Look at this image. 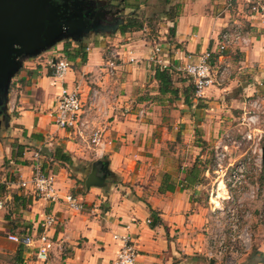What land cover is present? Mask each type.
Returning a JSON list of instances; mask_svg holds the SVG:
<instances>
[{
    "label": "crops",
    "instance_id": "obj_1",
    "mask_svg": "<svg viewBox=\"0 0 264 264\" xmlns=\"http://www.w3.org/2000/svg\"><path fill=\"white\" fill-rule=\"evenodd\" d=\"M255 2L172 0L171 5H178L177 15L163 20L156 39L145 36L148 28L117 29L84 37L85 60L67 58L64 42H60L41 54L48 58L38 55L23 61L8 92V112L16 115H11L16 129L22 131L21 138L27 141L23 143L39 148L63 146L73 166L56 167L52 172L59 195L56 201L35 194L29 185H20L32 175V153L24 151L26 147L11 172L1 176L0 183L7 188L4 197L10 204L0 209V264H111L120 246L114 234H130L136 240V264H180L181 255L191 260L207 256L201 251H206V243L196 230L207 223L209 212L199 196L203 177L216 172L210 167L201 169L196 162L201 181L188 183L184 178L196 157L189 162L187 153L190 147L198 148L195 137L202 131L204 141L222 142L218 134L232 123L217 112H228L234 101L239 109L246 108V101L261 106L264 14L251 9ZM171 27L174 34L167 40ZM232 27L238 28L246 41L216 52L219 34ZM76 47L72 42L70 49ZM204 51L219 54L215 62L222 74L202 97L193 95L191 102L185 103L182 90L188 82L183 81L178 67L188 56L196 58ZM61 56L71 67L58 81L53 77L52 58ZM109 59L114 61L112 74L106 69ZM157 60L170 69L175 86L180 88L176 97L159 94L152 71ZM61 86L76 89L84 104L94 98L99 120L107 125L111 140L102 158H95L75 134L56 127L55 102ZM97 160L108 161L106 186L86 188L80 180L85 181ZM12 194L26 197L25 206L19 200L12 202ZM67 194L81 201L83 208H68ZM151 209L157 211L161 224L150 225ZM46 215H53L55 223L46 231L50 246L43 257L38 256V238ZM8 234H29L33 242L16 243Z\"/></svg>",
    "mask_w": 264,
    "mask_h": 264
},
{
    "label": "rangeland",
    "instance_id": "obj_2",
    "mask_svg": "<svg viewBox=\"0 0 264 264\" xmlns=\"http://www.w3.org/2000/svg\"><path fill=\"white\" fill-rule=\"evenodd\" d=\"M134 2L132 0L131 3H128V0H126L125 7L126 5H130V7L125 8V20L132 12H135L137 16H139L140 11H144L147 15L153 14L157 16L164 8L160 0H138V2H136L137 8L132 7L134 6ZM155 18L157 19V17ZM160 18L161 20L159 22L156 21L154 23L152 31L156 38L159 36L158 31L159 29L161 30V25L164 23V18L162 16ZM93 37L94 36H87L86 38ZM166 39L169 40L168 32L166 33ZM42 55H39L41 59L49 57V55L45 57ZM260 96L261 95L256 96L254 99ZM251 98L248 100H251ZM259 100L261 106L257 105V109L254 105L251 106V102L248 103L249 101H246L247 105L245 109H239L237 105H235L237 102L234 101L233 106L228 107V112L225 110L217 112V115L221 116V118L226 117L227 121L225 122H229L230 120L232 123V127L231 124H227L225 129L218 134V137H222V140L226 141L228 145L225 158L222 162L223 165L227 166L228 163L233 164L236 160L244 159L246 156H248L250 160L246 165L243 181H241L240 184L228 188L230 198L223 200L220 208L214 207V205L216 206L218 204V198L215 199L214 196H212L209 200L211 189L216 186L220 179L219 174L214 173L212 174L213 176L208 178L203 177L202 184H204V187L201 188V195L199 197L201 205L207 207L209 213L207 214V223L198 228L196 232L201 233L202 236L200 235V237L203 238L202 242L206 243L204 247L206 251H201L206 252L207 256L198 257L197 260H191L190 256L181 255L180 264H208V259L210 258L208 255L209 252L217 254L221 250L222 253L216 260L217 264H264V217H262L264 216V170L262 167L263 161L261 159L262 151L260 150V154L258 151L252 153L253 148L251 140L248 141L241 135L243 130L246 132L248 131V128L244 124L246 118L256 116L257 121L252 123L253 125H251V127L256 128H253V132L258 136L260 135L258 146L261 148L264 146V98L263 100L259 98ZM9 126L10 127L3 128V121L1 120L0 132L3 136L0 137V178L2 175H8L12 168H14L15 162L13 157H11L13 144L22 140L21 144H24L23 146L26 147L24 151L26 150L30 152V154L34 151L38 150L41 152L42 150L39 147H35L33 143H23L27 141H23L24 139L21 138L22 131L16 129L17 125L13 118L10 119ZM14 132L16 133L14 134ZM202 134H196L195 143H197L198 148L190 147L187 156L190 154L189 162L196 157L195 161L199 164L201 169L210 167L214 170L217 168V156L222 152L220 148L221 142L216 145V143H214L216 141L215 139L204 141L201 139ZM225 134L230 136L231 142L227 140ZM232 141H235V143ZM15 149L16 148H14V150ZM200 155L201 157H199ZM28 156L30 155L28 154ZM81 177L84 179L83 176ZM220 196L221 194H219V197ZM231 209L232 211L234 210L233 213L237 221H235L234 216L233 219L231 218ZM231 222H235V225L237 224L238 232L236 235L241 236L239 240H231L229 233L234 234L237 231V228H234L233 231Z\"/></svg>",
    "mask_w": 264,
    "mask_h": 264
},
{
    "label": "built area",
    "instance_id": "obj_3",
    "mask_svg": "<svg viewBox=\"0 0 264 264\" xmlns=\"http://www.w3.org/2000/svg\"><path fill=\"white\" fill-rule=\"evenodd\" d=\"M251 9L254 12H260L264 14V2L257 0L255 4L251 6ZM245 37L241 34L238 28L225 29L219 34V40L217 42L216 52H223L227 47L231 45H236L239 43H244ZM155 51H159V48H156ZM212 51H204L196 58L188 56L185 63L182 66L178 67V70L186 75L194 86V97L200 98L203 96L204 91L210 86H214L219 82L218 76L222 74L221 70L217 66L216 62H212L213 54ZM49 63L51 61L49 60ZM158 64H161L165 67V63L161 60H157ZM54 67V78L58 81H61L64 78L65 73L70 69V62L63 56L59 57ZM107 73L112 74L114 71V61L109 59L106 61ZM218 74V75H217ZM53 83H56L53 82ZM56 108H55V118L54 123L57 128L68 130L75 134L78 139L83 140L88 147L92 150L95 158H102L106 153V148L110 145L111 140L108 138L107 125L99 120L101 115L98 112L97 105H95L94 98L88 104H84L81 101V96L76 89L68 88L67 86H61V89L56 97ZM255 106L257 109L256 102H253L251 106ZM257 121L256 116H250L244 121L248 131L244 132L243 138L252 142V153L260 154L261 147L258 146V136L253 132L254 127L252 123ZM254 128V129H253ZM227 140L231 142L230 136L227 135ZM235 143V141H232ZM50 143H48V146ZM220 148L222 152L217 156V168L215 172L219 174L218 183L214 188L211 189L209 194V200L212 196L218 198V204L214 207L220 208L222 206L223 200L230 198L228 194V188L233 187L236 184H240L243 181L246 171V165L250 158L246 156L244 159L236 160L235 163H228L227 166L223 165V160L226 155V150L228 148L227 142L222 140ZM41 154L40 152H32V175L29 181H22L21 186L26 187L27 185L31 186V190L35 194H39L50 201H56L59 199L58 188L56 187L55 179L53 174L46 173L45 170L41 167ZM230 167V168H229ZM214 193V194H213ZM213 194V195H212ZM219 194L221 196L219 197ZM223 194V195H222ZM65 202L67 203L68 208L73 210H81L83 208V203L79 201L76 197L71 194H67L64 197ZM211 203V202H210ZM3 207V201L0 199V209ZM234 211V210H233ZM232 209L230 216L235 221L237 218L233 213ZM264 215V213H263ZM264 217V216H262ZM55 223V217L53 215H46L40 222L42 227V234L39 236L41 245L38 250V256L46 257V253L49 248L48 236L46 234L47 229L52 227ZM233 225L232 229L237 228L235 222H231ZM236 233H229L231 240H239L240 235ZM7 238L16 243H23L25 245L31 244L33 238L31 235H17V234H8ZM113 238L120 242L118 251L116 252L115 258L111 264H136V257L138 253L136 240L130 236V234L118 235L114 234ZM222 253V250L217 254H212L209 252V257L215 258L219 257Z\"/></svg>",
    "mask_w": 264,
    "mask_h": 264
},
{
    "label": "water",
    "instance_id": "obj_4",
    "mask_svg": "<svg viewBox=\"0 0 264 264\" xmlns=\"http://www.w3.org/2000/svg\"><path fill=\"white\" fill-rule=\"evenodd\" d=\"M62 1V2H61ZM93 0H0V124L7 128L11 115L8 112V92L11 80L23 66V61L42 54L66 39L80 41L91 26L99 23L111 14L113 22L102 33H113L121 25L125 17L115 18V14L123 11L105 9L97 6L92 11ZM114 0H107L111 3ZM81 3L84 12L75 13L70 4ZM96 18L91 21L93 16ZM115 20V21H114ZM98 35L99 32L95 31ZM55 57L52 64H55ZM261 159L264 162V146L261 148ZM99 164V167L97 166ZM108 175V161L97 160L86 175V188L92 186L105 187ZM208 264H217L210 257Z\"/></svg>",
    "mask_w": 264,
    "mask_h": 264
},
{
    "label": "trees",
    "instance_id": "obj_5",
    "mask_svg": "<svg viewBox=\"0 0 264 264\" xmlns=\"http://www.w3.org/2000/svg\"><path fill=\"white\" fill-rule=\"evenodd\" d=\"M135 1V2H134ZM161 4L164 6L163 10L161 12H159L157 14V16L151 14V15H147L145 14L144 11H140L139 16H137L135 14V12H132L129 14V16L127 17V19L125 20L124 24L118 29V31L120 32H126V31H139V30H143L144 28H148V33H146V37L147 38H153L156 39V36L154 35L153 31V27H154V23L157 21L159 22L161 20V16L165 19H172L174 18L175 15H177V8L178 5L174 4L171 5L172 0H160ZM134 2V6H132L133 8H137V3L138 0H133ZM131 7V8H132ZM162 14H166V16L164 17V15ZM157 17V19L155 18ZM156 34V32H155ZM174 34V27H171L168 30V39L173 36ZM157 35V34H156ZM64 42V46H63V52L65 53L66 57L69 59H75L76 57H80L82 60H85L86 58V51H85V44L83 43V41H72L70 39H66L63 41ZM74 42L77 47L76 48H71V43ZM219 54H213V58L211 59L212 62H215L217 57ZM152 71H153V76L155 78V80L158 82V88H159V94L161 95H165V94H169L172 95L173 97H176L178 94V91L180 90L179 87L175 86L174 84V79L172 78V73L170 72L169 68H163L161 65L159 64H155L152 66ZM179 74H182L183 77V81H187L188 84L186 86H184L182 93H183V99L185 103H190L192 96L194 95V86L191 83V81H189L188 77L186 75H184L182 72H179ZM12 116H16L14 113L10 114ZM4 128V127H3ZM3 136V134L0 132V137ZM18 141V140H17ZM24 144L19 143H15L13 144V148L11 149V157H13L14 162L18 163L19 157L21 155V153L23 152V146ZM14 148H16L14 150ZM42 150L40 152L41 154V167L45 170L46 173L52 174V172L55 170V168L57 167H65L67 169L72 168L73 166V161L72 158L70 156V154L64 149L63 146L61 145H53L51 148H48L46 146H42L40 147ZM262 167L264 170V162H262ZM188 183L192 184V183H200V178H198V168L196 166V161L194 162L193 165H191L188 168L187 171V175L184 178ZM80 182H82L84 184L83 180H80ZM6 185L4 183H0V198L3 201V205H9L10 203H8V200H5V193L6 191ZM12 202H18L19 200V204L21 206H25V202H26V197H19L16 194H12ZM29 202V201H28ZM8 210H11L10 208L7 207ZM151 212V220H150V225L151 226H155L157 224H161V220L160 218H158V213L157 211L154 210H150Z\"/></svg>",
    "mask_w": 264,
    "mask_h": 264
},
{
    "label": "flooded vegetation",
    "instance_id": "obj_6",
    "mask_svg": "<svg viewBox=\"0 0 264 264\" xmlns=\"http://www.w3.org/2000/svg\"><path fill=\"white\" fill-rule=\"evenodd\" d=\"M70 1H74V0H68V2L70 3ZM79 1V0H77ZM84 2H86L87 0H82ZM62 2V1H61ZM94 4L92 5V11H96L98 10L97 6L99 5V7H104L105 9H110V10H116L117 8H121L123 11H120L118 13H116L114 16L115 18L117 17H124V13H125V3H126V0H114L112 1L111 3H108L107 0H93L92 1ZM71 8L72 9H68L69 11H73L75 13H80V12H84L86 10V8L82 7L81 3L78 2L77 4H70ZM102 9V8H101ZM113 16H111V14H107L106 15V18L103 19V21L99 22V23H91L89 26L90 29L84 33L85 36H94L96 35L95 34V31H98L99 34L102 33V29H106L108 27V23H112L113 22V19H112ZM96 18V16L94 15L93 18L91 19V21H93L94 19ZM115 21V20H114ZM125 22V20H124ZM124 22L118 26V29L124 24ZM98 34V35H99Z\"/></svg>",
    "mask_w": 264,
    "mask_h": 264
}]
</instances>
